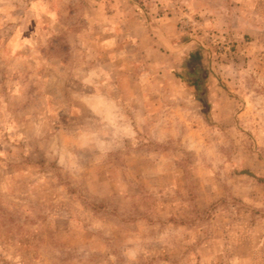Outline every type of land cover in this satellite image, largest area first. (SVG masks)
<instances>
[{"label":"rangeland","instance_id":"374dc122","mask_svg":"<svg viewBox=\"0 0 264 264\" xmlns=\"http://www.w3.org/2000/svg\"><path fill=\"white\" fill-rule=\"evenodd\" d=\"M0 264H264V0H0Z\"/></svg>","mask_w":264,"mask_h":264},{"label":"trees","instance_id":"16d2710c","mask_svg":"<svg viewBox=\"0 0 264 264\" xmlns=\"http://www.w3.org/2000/svg\"><path fill=\"white\" fill-rule=\"evenodd\" d=\"M189 64V76H191L189 83L195 87V90L197 92V95L201 98V101L203 104H205V100L203 98V94L201 92L202 90V86H203V82H204V76H199L198 72H199V68H197V65L193 64L192 60H189L188 62ZM193 64V65H192Z\"/></svg>","mask_w":264,"mask_h":264}]
</instances>
